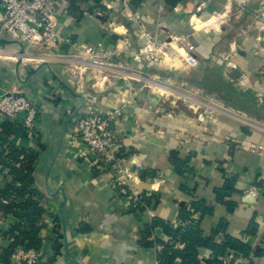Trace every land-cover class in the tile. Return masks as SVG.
<instances>
[{
  "label": "crops",
  "instance_id": "crops-1",
  "mask_svg": "<svg viewBox=\"0 0 264 264\" xmlns=\"http://www.w3.org/2000/svg\"><path fill=\"white\" fill-rule=\"evenodd\" d=\"M50 1L61 38L57 44L0 37V92L24 93L37 109L35 135L19 144L38 152L34 186L45 195L48 211L38 224L40 264H158L162 244L155 239L169 236L156 226L147 239L154 241L152 246L145 247L140 242L144 227L154 218L173 227L196 222L199 213L192 212L191 204L198 200L212 209L199 220L204 236L223 221L225 233L242 238L252 250L247 257L229 251L223 257L227 264H264V132L227 114L264 124V0H178L175 5L128 0V10L141 15L159 42L184 36L195 46L189 61L186 47L171 41L170 54L159 65L135 58L144 38L122 0H99L105 11L95 8L93 0ZM3 12L0 4V19ZM81 44L145 74L148 81L85 63ZM213 65L235 74L234 85L250 90L256 107H231L189 83ZM144 86L149 93L140 96ZM155 92L166 101L149 102ZM117 106L123 111L116 129L127 142L120 150L129 152L117 155L123 174L130 176L122 191L117 172L93 163L75 133L79 115ZM172 150L185 159L180 173L170 161ZM227 178L234 179L235 191L225 198L234 204L231 210L215 194ZM7 180L10 176L0 172V188ZM252 185L261 193L245 197ZM142 194L150 196V203L140 200ZM182 207L192 212L184 220ZM19 216L0 213V251L9 244L7 232ZM223 235L218 232L214 240L221 242ZM175 246L183 248L182 243ZM20 250L8 261L0 254V264H16ZM198 252L201 264L211 260L210 249L199 247Z\"/></svg>",
  "mask_w": 264,
  "mask_h": 264
},
{
  "label": "trees",
  "instance_id": "trees-1",
  "mask_svg": "<svg viewBox=\"0 0 264 264\" xmlns=\"http://www.w3.org/2000/svg\"><path fill=\"white\" fill-rule=\"evenodd\" d=\"M93 1L95 8L105 11V6L99 0ZM139 1L131 0L133 4ZM165 1L170 5H175L178 0ZM71 7L74 10L76 6L71 3ZM232 76L234 77L235 74H224L222 65L205 66L202 75L191 77L189 83L209 94L216 95L231 107L252 110L256 107L254 94L250 90L236 87ZM30 135L32 134L18 122L9 119L0 122V172L10 176V180H7L4 187L0 188V213L20 215L18 222L12 225L7 232L10 239L9 244L0 251L4 261H8L9 257L16 252L17 247L22 250L28 248L41 250L43 243L38 224L42 222V215L48 211L44 207L45 195L34 186V171L38 152L32 148H24L19 144L22 139L28 138ZM121 142L127 143L125 139H121ZM118 153L123 157L129 152L122 154L120 150ZM169 157L175 170L178 173L182 172L185 159L179 158L174 150L170 152ZM233 182V178H227L222 187L215 189L216 199L226 204L229 210L233 208L234 204L225 198L235 191ZM124 188L125 186H119V191ZM261 189L264 191V188ZM140 200L148 204L150 196L142 194ZM191 208L192 212L199 213V219L196 222L191 221L186 226L173 227L160 218H154L144 227L140 242L145 247L152 246L154 241L147 239L156 226H160L169 236L167 241L161 242L159 239H155V242L162 244L161 250L157 253L158 264H201L199 247H205L211 251V260L203 264H227L223 257L229 251L245 257L252 253L250 246L242 238L225 233L226 223L223 221L219 222L217 228L212 230L210 236H204L199 226V220L204 215L210 214L212 209L203 200L192 202ZM192 212L182 207L179 217L184 220ZM54 219L55 222H58V218ZM218 232L224 233L221 242L214 240V236ZM247 233H253V230L249 229ZM176 243H182L183 248H177ZM60 247L61 244L56 242L55 250L59 251Z\"/></svg>",
  "mask_w": 264,
  "mask_h": 264
},
{
  "label": "built area",
  "instance_id": "built-area-1",
  "mask_svg": "<svg viewBox=\"0 0 264 264\" xmlns=\"http://www.w3.org/2000/svg\"><path fill=\"white\" fill-rule=\"evenodd\" d=\"M3 16L0 19V37H11L22 44H39L54 46L61 38L56 32V20L53 3L50 0H0ZM127 17L140 29L144 38L143 44L134 53L135 58L144 59L148 64L159 65L170 54L168 47L171 41L184 45L190 61L195 46L184 36H170V41L159 42L155 35L150 34L143 23L141 15L128 10V0H122ZM172 48V47H171ZM82 60L92 66L117 70L131 74L138 81L147 82L145 74L130 71L121 62L110 60L105 54H98L89 45H79ZM211 108L212 106L209 105ZM122 107H112L104 111L90 109L75 119V133L84 144L87 153L93 156V163L103 162L117 172L119 186H126L130 176L123 174L118 160V152L122 147L121 136L117 132L116 123L122 114ZM234 119L250 127L264 132V124L227 113ZM0 117L20 123L28 132L34 134L37 109L27 97L15 95L14 92H0ZM261 189L252 185L244 193L245 197L258 196ZM136 201V198H133ZM16 264H40L42 250L28 248L16 253Z\"/></svg>",
  "mask_w": 264,
  "mask_h": 264
},
{
  "label": "water",
  "instance_id": "water-1",
  "mask_svg": "<svg viewBox=\"0 0 264 264\" xmlns=\"http://www.w3.org/2000/svg\"><path fill=\"white\" fill-rule=\"evenodd\" d=\"M4 41L3 39H0V42ZM22 53V51H20ZM149 93V88L147 86H144L142 88V91L140 92V96L147 95ZM15 95H22L27 97L24 93L21 92H14ZM28 98V97H27ZM149 102L152 104H157L158 102H165L166 99L162 96V94L155 92L148 98ZM206 117H208V114H206ZM249 199H253L252 197H249Z\"/></svg>",
  "mask_w": 264,
  "mask_h": 264
}]
</instances>
